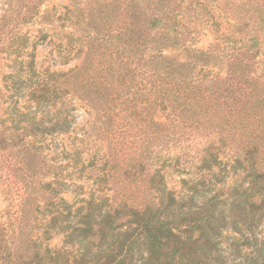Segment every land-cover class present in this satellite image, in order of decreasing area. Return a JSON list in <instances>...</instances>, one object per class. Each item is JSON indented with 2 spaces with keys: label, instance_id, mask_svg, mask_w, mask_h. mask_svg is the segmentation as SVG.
Wrapping results in <instances>:
<instances>
[{
  "label": "trees",
  "instance_id": "obj_1",
  "mask_svg": "<svg viewBox=\"0 0 264 264\" xmlns=\"http://www.w3.org/2000/svg\"><path fill=\"white\" fill-rule=\"evenodd\" d=\"M59 6L79 65L27 64L0 141L20 248L1 241L0 264H264V0Z\"/></svg>",
  "mask_w": 264,
  "mask_h": 264
},
{
  "label": "rangeland",
  "instance_id": "obj_2",
  "mask_svg": "<svg viewBox=\"0 0 264 264\" xmlns=\"http://www.w3.org/2000/svg\"><path fill=\"white\" fill-rule=\"evenodd\" d=\"M69 0H0V141L13 135L18 113L23 112L26 101V91L23 81L27 73V64L31 56L35 58L42 73L69 72L77 65L78 60L63 65L59 59L57 48L54 45L61 35L60 24L52 18L60 12V4ZM54 7L55 14L46 17L47 10ZM194 14L191 15L193 17ZM205 34V36H203ZM44 37V39H43ZM201 47L214 44L215 37L211 30L202 32ZM36 44V45H35ZM35 46V47H34ZM264 53V47L262 54ZM179 62L186 61L184 57L169 53ZM262 56L256 61L255 73L259 74L264 67ZM25 96V97H24ZM80 120L88 119L82 109L79 110ZM23 128L24 124H20ZM19 134L24 136L20 130ZM24 141V140H23ZM7 146L0 145V161L10 154ZM12 150V149H11ZM3 164L0 163V245L11 253L20 248L19 220L20 199L12 194L7 195L2 185L5 179ZM52 248L61 247V238L51 241ZM4 259L7 260V257ZM14 262L12 259L9 263Z\"/></svg>",
  "mask_w": 264,
  "mask_h": 264
}]
</instances>
